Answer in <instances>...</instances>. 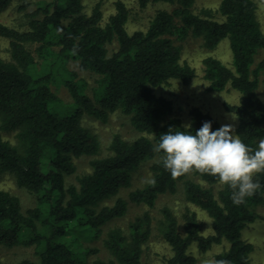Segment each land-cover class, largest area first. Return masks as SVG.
I'll return each mask as SVG.
<instances>
[{"label":"trees","instance_id":"obj_1","mask_svg":"<svg viewBox=\"0 0 264 264\" xmlns=\"http://www.w3.org/2000/svg\"><path fill=\"white\" fill-rule=\"evenodd\" d=\"M13 1L0 0V15ZM83 1L42 2L28 14L26 30L0 23V37L9 40L13 60H4L0 48V130L18 131L20 142L13 145L0 133V172L13 174L18 186L36 196V205L23 211L18 196L0 190V246H33L38 256L37 261L0 264H87L88 254L98 250L90 244L101 238L110 258L94 264H149L143 260V251L154 231L151 211L136 216L129 232L114 227L102 237L104 227L126 214L129 201L153 208L159 195L176 193L180 183L187 200L211 218L212 232L203 234L197 213L190 210L183 214L181 230L173 210L164 206L159 222L172 250L165 264H197L190 252L193 244L206 252L224 242L228 246L215 255L213 264L217 260L250 264L254 245L243 238V231L260 217L254 207L264 203V171L253 177L261 187L239 205L232 202L233 189L215 175L193 169L208 186L188 178L192 170L171 175L153 147L159 135L186 124L179 117L166 119L173 111V101L157 95L155 87L172 79L189 83L196 77L195 68L182 61L177 41L201 37L204 46L213 50L228 39L231 66L207 56L203 60L205 78L210 90L230 86L239 92L238 103L225 106L238 118L236 134L255 149L258 139L264 138V92L262 96L258 91L262 83L264 88V58L255 65L257 54L264 49L259 0H221L217 11L203 8L198 13L193 10L196 0H137L141 8L160 1L175 6L157 10L146 30L132 33L127 28L130 10L124 1H116L115 12L106 21L99 3L86 13ZM30 3L23 0L20 8ZM114 42L118 48L110 53L109 45ZM28 44H38L41 68ZM69 60L77 61L83 71L100 75L93 97L86 93L78 73L65 68ZM56 77L74 98L70 111L60 113L51 107L61 103L51 87ZM116 111L129 116L141 135L128 141L115 134L110 153L93 158L91 171L79 176L78 184H67V177L77 170L75 158L100 151L98 135L83 125V116L107 120ZM189 114L193 132L204 121H212L213 130L220 127L199 107H192ZM156 157L160 160L151 166V181L131 190L128 199L118 196L122 188L132 186L134 173ZM110 200L113 204H107Z\"/></svg>","mask_w":264,"mask_h":264},{"label":"rangeland","instance_id":"obj_2","mask_svg":"<svg viewBox=\"0 0 264 264\" xmlns=\"http://www.w3.org/2000/svg\"><path fill=\"white\" fill-rule=\"evenodd\" d=\"M50 0H31V3L25 9H21L23 0H14L8 8H6L0 15V23L17 28L19 30H26L29 28L30 17L28 14L39 7L42 2ZM118 0H84V11L91 13L93 7L99 3L103 11L104 20L115 12V3ZM126 3L130 10V17L127 23L129 32L136 30H146L149 26L150 20L157 10L168 9L171 10L175 5L166 2L150 3L147 7L141 8L137 0H122ZM221 0H196L193 6L195 12H200L203 8H210L217 11ZM258 19L261 28L264 32V0L258 1ZM219 17V15H218ZM182 48V61L189 63L196 70V77L189 83H184L178 79H172L168 83L155 87L157 95L164 96L173 101V111L167 116V120L172 117H179L183 120L184 124H188L190 120L189 111L192 107H199L205 112L211 114L216 121L221 125L232 124L235 132L238 124L236 114L226 108V104H236L239 100V92L228 86L222 91H214L209 89V81L205 78V66L203 60L207 56H215L221 59L225 64L231 66L232 53L229 46L228 39L223 40L215 49L211 50L204 46L201 37H189L185 41H177ZM30 50L33 51L37 58L38 67H42V59L38 55L36 48L38 44H28ZM1 56L6 61H13L10 52V42L7 38L0 37ZM118 48L116 42L109 45L110 53H113ZM264 58V49H261L256 57L257 65ZM68 70L76 71L78 78L83 79L85 82V91L93 97L94 89L98 87L100 82V75L93 71H83L79 68L78 62L69 60L65 64ZM49 70H51L49 68ZM56 74L55 68H53ZM41 73L42 69H38ZM44 71L48 69L44 68ZM62 74H65L63 67L61 68ZM263 79V76H262ZM52 90L61 99V103L53 104L51 107L58 112L63 113L73 109L74 98L70 94L68 88L63 81L56 77L51 82ZM259 93L263 96L264 88L263 83L259 88ZM84 126L90 128L98 135L100 140V151L97 155L81 156L75 158L77 167L76 173L67 177V184H78L77 178L83 174L91 171V160L96 157H103L110 153V145L112 138L115 134H120L125 140L132 141L141 135L136 131L130 122V117L120 111L110 113L107 120L95 117L93 115L85 114L82 118ZM3 138L8 140L13 145H20L17 137L18 131H3L0 130ZM160 160L156 157L153 160L146 162L138 171L133 175L132 186L130 188H122L118 196L128 199L129 192L133 189L143 187L152 179V164ZM188 178L200 182L204 186H208L206 182L199 178L192 170L189 172ZM221 186V185H220ZM216 187V191L220 188ZM0 190L8 191L18 196L22 203L23 211L36 205V196L25 188L18 186L13 174L0 172ZM114 200L107 201V204H113ZM164 206L170 207L179 220L181 230H183V214L187 211H194L197 213L199 221L202 225V232L208 235L212 232V220L208 214L189 202L186 198L183 183L179 184L176 193H167L159 195L156 204L153 208L144 204H137L128 202V209L124 216L115 219L104 227L102 237H105L107 231L114 227L121 228L125 233L129 232V223L138 215L143 214L145 211H151L154 218V231L151 239L144 245L143 260L149 264H165L167 258L172 255V250L169 244L162 236L160 222L162 220L161 209ZM254 210L259 214V218L251 223L243 231V238L248 240L254 245V251L250 255V264H264V203L254 207ZM89 244V243H86ZM92 248H98L94 253L88 254L87 264H94L95 260H107L110 258L109 253L104 248L102 238L90 244ZM228 244L224 242L220 245H215L206 252H200L197 245L193 244L190 252L197 258V264H213L214 257L217 253L223 251ZM37 254L33 246H26L23 244L15 245L13 247L0 246V262H17L23 259H31L37 261Z\"/></svg>","mask_w":264,"mask_h":264},{"label":"clouds","instance_id":"obj_3","mask_svg":"<svg viewBox=\"0 0 264 264\" xmlns=\"http://www.w3.org/2000/svg\"><path fill=\"white\" fill-rule=\"evenodd\" d=\"M153 151L162 155V166L173 176L193 169L215 175L233 189V204H242L261 187L253 177L264 171V138L252 149L242 142L232 124L213 130L212 121H204L195 132L191 124L177 131L170 128L159 135ZM215 264L227 261L217 260Z\"/></svg>","mask_w":264,"mask_h":264}]
</instances>
